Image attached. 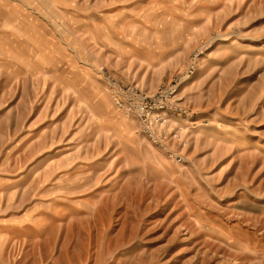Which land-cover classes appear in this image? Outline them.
Returning a JSON list of instances; mask_svg holds the SVG:
<instances>
[{"label": "rangeland", "instance_id": "obj_1", "mask_svg": "<svg viewBox=\"0 0 264 264\" xmlns=\"http://www.w3.org/2000/svg\"><path fill=\"white\" fill-rule=\"evenodd\" d=\"M0 264H264V0H0Z\"/></svg>", "mask_w": 264, "mask_h": 264}, {"label": "built area", "instance_id": "obj_2", "mask_svg": "<svg viewBox=\"0 0 264 264\" xmlns=\"http://www.w3.org/2000/svg\"><path fill=\"white\" fill-rule=\"evenodd\" d=\"M111 84H113V86H116V84H115V83H112V82H111ZM115 100H117V98H116V97H115ZM115 100H114V101H115ZM115 102H116V101H115ZM119 105H120V102H119ZM120 106H121V105H120ZM142 120H143V121H145V120H146V117H145V114H144V113L142 114ZM146 129H148V130H151L150 128H146Z\"/></svg>", "mask_w": 264, "mask_h": 264}]
</instances>
